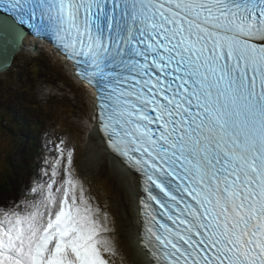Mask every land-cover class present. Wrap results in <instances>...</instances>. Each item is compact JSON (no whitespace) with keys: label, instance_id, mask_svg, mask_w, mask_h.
<instances>
[{"label":"snow or ice","instance_id":"snow-or-ice-1","mask_svg":"<svg viewBox=\"0 0 264 264\" xmlns=\"http://www.w3.org/2000/svg\"><path fill=\"white\" fill-rule=\"evenodd\" d=\"M30 38L95 89L97 128L142 181L151 264H264V0H0V72ZM43 173L0 200V264H109L73 151Z\"/></svg>","mask_w":264,"mask_h":264},{"label":"rangeland","instance_id":"rangeland-1","mask_svg":"<svg viewBox=\"0 0 264 264\" xmlns=\"http://www.w3.org/2000/svg\"><path fill=\"white\" fill-rule=\"evenodd\" d=\"M87 99H90L89 93L75 81L65 64L53 56V52L41 48L38 51L28 49L21 57L16 56L12 69L0 74V107L7 109V113L0 110V200L18 199L30 186L47 180L43 169L54 165L60 147L70 149L73 151V176L87 185L84 186L85 192L90 195L93 205L102 206L101 220L104 222L105 216H109L105 206L113 213L117 211L119 224L112 231L118 229V241L115 238L112 241L116 255L106 258L109 261L112 258L113 264H138L130 245V226L121 197L126 194L121 185L122 175L113 173L111 166H108L109 161L102 164L100 169L88 154L87 135L91 131L87 128L89 114L84 115L88 113ZM82 106L85 111L81 109ZM29 115L32 122L23 123L22 120L25 116L29 119ZM35 120L43 124L42 129ZM39 136H42V141ZM35 138L39 142L32 148ZM31 164H35L37 169ZM102 175L109 180L114 179L110 186L113 195H106L105 204L99 203V199L103 202L105 195L100 193L101 185L100 188L97 185V179ZM56 180L59 181V176ZM125 237L131 253L128 251L129 245L124 246ZM120 241H123V245Z\"/></svg>","mask_w":264,"mask_h":264},{"label":"bare ground","instance_id":"bare-ground-1","mask_svg":"<svg viewBox=\"0 0 264 264\" xmlns=\"http://www.w3.org/2000/svg\"><path fill=\"white\" fill-rule=\"evenodd\" d=\"M34 43H36V42L34 41ZM34 43L31 39L26 41L25 46L19 51V53L16 56L21 57L28 49L29 50L37 49L38 46L35 45ZM45 48L48 50L47 47H45ZM45 48H43L44 51H45ZM38 49H40V48L38 47ZM65 68L68 70L70 69L69 65H67L66 63H65ZM0 74H4V73H0ZM89 96H90L89 100L92 103V101L94 100V97L91 93H89ZM89 100L87 99L88 113H85L84 115L89 114V119L91 121L92 108L90 106L91 103L89 102ZM81 109L83 111H85L84 106H82ZM39 123H41V122L39 121ZM93 123H95V122H93ZM87 143H88V154L91 157V161L95 165L99 166V168L101 169L102 164H104L107 161H110L111 164L109 163V165L111 166V170L114 171L113 173L116 176H118V174L122 175V177H120V176L119 177L121 179V185H122L123 189L125 190L126 194L122 195L121 197L123 200V205L126 208L125 212H126L127 222L130 226L128 234H129L132 242L135 243L134 246L136 248V254H137L136 259H138V257H139V258H142L146 264H151V260L148 256L147 252L140 246V243H141V238H140V234H139L140 220H139L138 213L140 210L139 200H140L141 192H140V180H139V178L130 169H128L120 159L113 157L117 163L116 164L112 159L107 157L106 153H104L100 149L102 146L106 147V141L102 140L98 134H92L91 132H88ZM98 149L100 150V152ZM99 155H102L103 157L102 156L99 157ZM31 167L37 169L35 164H31Z\"/></svg>","mask_w":264,"mask_h":264},{"label":"trees","instance_id":"trees-1","mask_svg":"<svg viewBox=\"0 0 264 264\" xmlns=\"http://www.w3.org/2000/svg\"><path fill=\"white\" fill-rule=\"evenodd\" d=\"M42 107H44V106H42ZM0 110H2V111H4L5 113H7V109L5 108V107H3V106H1L0 107ZM2 118H3V120H5V116L3 115L2 116ZM39 119H41V117H39ZM23 121V123L24 122H32L31 121V119H27V117L25 116V118H24V120H22ZM39 124H41V123H39V121H38V127H40L41 129H42V124H41V126L39 125ZM31 138V137H30ZM34 142H35V145L32 147V148H34L35 146H36V142H37V140L36 139H34ZM107 187L109 188V189H111V187H110V185H107Z\"/></svg>","mask_w":264,"mask_h":264},{"label":"water","instance_id":"water-1","mask_svg":"<svg viewBox=\"0 0 264 264\" xmlns=\"http://www.w3.org/2000/svg\"><path fill=\"white\" fill-rule=\"evenodd\" d=\"M22 49V48H21ZM10 55V53L6 50V49H4L2 46H0V59H3V58H6V57H8ZM15 59H16V56H15ZM14 62H15V60H14ZM13 62V63H14ZM13 63L11 64V66H10V69L12 68V66H13ZM9 69V70H10ZM8 70V71H9ZM7 71V72H8ZM0 73H6V72H0Z\"/></svg>","mask_w":264,"mask_h":264}]
</instances>
